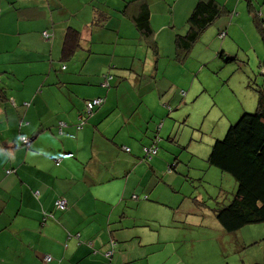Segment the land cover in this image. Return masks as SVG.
<instances>
[{
    "label": "crops",
    "instance_id": "1",
    "mask_svg": "<svg viewBox=\"0 0 264 264\" xmlns=\"http://www.w3.org/2000/svg\"><path fill=\"white\" fill-rule=\"evenodd\" d=\"M146 1L156 54L123 10L128 0H0V264H184L189 204L157 141L168 123L167 139L177 141L168 114L193 95L183 98L189 78L171 73L189 57L173 60L174 39L196 0ZM216 1L223 12L199 38L213 54L230 46L264 58L260 38L250 40L264 0ZM68 28L79 43L63 59ZM141 43L152 55L151 79L120 95L122 69L141 62ZM95 97L102 101L87 113ZM161 104L167 119L153 127Z\"/></svg>",
    "mask_w": 264,
    "mask_h": 264
},
{
    "label": "rangeland",
    "instance_id": "2",
    "mask_svg": "<svg viewBox=\"0 0 264 264\" xmlns=\"http://www.w3.org/2000/svg\"><path fill=\"white\" fill-rule=\"evenodd\" d=\"M110 14L112 18H117L112 9ZM253 31L256 37L250 40L258 42L259 33L256 28ZM138 48L141 62L125 65L122 69L125 76L120 80V95L135 92L138 87L148 85L147 81L151 79L153 67L148 65V61L152 55L142 43ZM172 70L173 78H189L182 89V97H188L190 92L193 95L186 103L172 106L174 108L169 114L161 104L165 111L153 116L156 121L153 127L161 119H167V114L174 120L172 137L177 141L167 139L171 136V130L167 129L171 123H168L163 126V134H158L161 138H157V143L159 149L167 152L175 171L180 173L179 187L189 204L186 210L190 213L187 220L188 239L184 244L187 255L183 263L194 264L193 259H196L200 264H264V222L245 225L233 233L223 230L216 219L215 208L231 200L236 184L230 174L206 163L214 139H221L228 126L242 113L256 110L258 88H264L263 52L239 47L236 53L234 48L227 46L226 50L218 49L213 54L204 38H199L187 60L179 69ZM151 92L157 98L156 88L150 89ZM199 213L202 214V225L192 226ZM196 244L198 246L192 252ZM166 258L162 256L161 259Z\"/></svg>",
    "mask_w": 264,
    "mask_h": 264
},
{
    "label": "trees",
    "instance_id": "3",
    "mask_svg": "<svg viewBox=\"0 0 264 264\" xmlns=\"http://www.w3.org/2000/svg\"><path fill=\"white\" fill-rule=\"evenodd\" d=\"M127 7L130 13L128 16L139 35L156 54L157 42L151 27L147 1L128 0L123 4V10ZM96 12L100 16L105 13L98 9ZM222 12L216 0H196L186 18L185 32L175 35L173 60L183 59L201 33ZM100 19L97 16L94 20L97 22ZM252 21L264 48V19L254 12ZM78 43L79 32L68 28L62 42L61 58L71 57ZM257 93L256 110L242 113L228 126L221 139H214L206 159L208 165L230 174L236 184L231 200L215 208L217 220L228 232L248 224L264 222V88H258Z\"/></svg>",
    "mask_w": 264,
    "mask_h": 264
},
{
    "label": "built area",
    "instance_id": "4",
    "mask_svg": "<svg viewBox=\"0 0 264 264\" xmlns=\"http://www.w3.org/2000/svg\"><path fill=\"white\" fill-rule=\"evenodd\" d=\"M42 35L43 37H48V33L44 30L42 32ZM222 35V33H220V36ZM102 99L99 98V97H95V98H92V99H89V100H86L85 102V110L87 113H90L91 110L98 106L100 103H101ZM79 127V126H78ZM20 140H21V143L24 144V145H28L29 144V141H30V138L29 137H26V136H21L20 137ZM127 150V149H126ZM156 152V147H149L145 153L147 154H153ZM58 162H56L57 164ZM7 172H10V170H7ZM67 205H66V202L63 198H59L57 201H56V207L59 208V209H63L65 208ZM43 259L45 261H49L51 259V257L49 255H44Z\"/></svg>",
    "mask_w": 264,
    "mask_h": 264
}]
</instances>
